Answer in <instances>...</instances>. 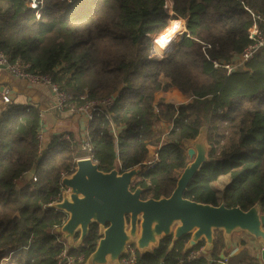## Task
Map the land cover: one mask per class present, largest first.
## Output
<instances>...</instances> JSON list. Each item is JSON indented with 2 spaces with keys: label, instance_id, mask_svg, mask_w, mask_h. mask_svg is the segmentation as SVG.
I'll return each mask as SVG.
<instances>
[{
  "label": "trees",
  "instance_id": "obj_1",
  "mask_svg": "<svg viewBox=\"0 0 264 264\" xmlns=\"http://www.w3.org/2000/svg\"><path fill=\"white\" fill-rule=\"evenodd\" d=\"M249 10L264 16V0H44L39 19L28 0H0V52L31 74L50 76L69 96L70 109L116 95L110 114L96 111L89 123L93 156L101 170L123 172L144 167L158 152V164L143 169L133 187L145 189L144 199L172 194L189 162L184 141L206 127L211 161L184 197L245 211L260 203L264 213V48L231 73L209 60H232L250 44ZM170 11L173 20H187L189 32L159 55L151 35L169 29ZM172 88L192 100L156 107L155 94ZM42 114L38 103L15 101L0 114V257L14 249L15 264H62L68 245L57 232L67 215L49 205L63 191L62 178L76 168L80 136H49L38 158ZM161 121L173 126L159 145L153 137ZM31 169L38 180L17 183ZM224 176L230 181L219 189L215 183ZM100 238L93 224L81 245H68V254L85 264ZM188 240L171 248L172 238L165 237L152 252L137 251L138 262L262 264L246 240L229 250L222 232H216L213 250L194 259L190 253L205 241L185 252Z\"/></svg>",
  "mask_w": 264,
  "mask_h": 264
},
{
  "label": "water",
  "instance_id": "obj_2",
  "mask_svg": "<svg viewBox=\"0 0 264 264\" xmlns=\"http://www.w3.org/2000/svg\"><path fill=\"white\" fill-rule=\"evenodd\" d=\"M165 53L172 48L166 47ZM6 86L19 89L33 102L56 112L57 98L52 88L40 90L25 79H16L8 71L0 72V100ZM189 162L180 171L175 189L170 196L143 198L145 189L136 187L143 172L141 166L109 172L100 169L92 158L76 161L73 173L62 178V198L49 208L62 211L66 221L57 228L69 246L81 245L90 234L91 225H99L100 240L85 264H120L134 244L141 254L152 252L165 237H171V248L189 236L184 251L190 252L200 241H205L203 255L214 248L216 232H222L229 248L237 232H246L264 247V213L257 203L245 211L240 206H216L184 197V193L203 165L211 161L212 146L208 143V129L203 127L195 139H186ZM77 236H79L77 238ZM264 264V249L260 251Z\"/></svg>",
  "mask_w": 264,
  "mask_h": 264
},
{
  "label": "built area",
  "instance_id": "obj_3",
  "mask_svg": "<svg viewBox=\"0 0 264 264\" xmlns=\"http://www.w3.org/2000/svg\"><path fill=\"white\" fill-rule=\"evenodd\" d=\"M28 5L35 12L37 19H39L41 16V10L44 7V0H28ZM249 12L253 18V24L249 29L250 44L244 49L242 53L235 56L232 60L229 61L212 60L211 58L208 57L209 60L214 64V67L226 69L228 73L243 69L245 68L246 63L249 60H251L258 51L264 48V16L252 10H249ZM3 70L8 71V73L11 74L16 79L27 80L28 83L33 87L52 88L57 98V102L55 106L56 110L60 113H64L68 115H72V114L81 115L84 120V123H87L88 126L91 120L93 119L94 112L103 111L105 113L110 114L109 110H111V107L115 104L116 101L115 100L116 95H113L100 102H87L85 105L81 106L78 109H74V108L70 109L68 107L69 96L57 84L52 82L50 76L31 74L25 71V69L21 66L20 63L18 62L11 63L8 60L7 56L3 52H0V72ZM13 100H14L13 88L10 86H6L2 91V102H4L5 104H9ZM88 133L89 132L87 127V129L83 132L82 136L80 137V145L77 151L76 161L78 159H83V158H92V157L94 158L93 146L90 142ZM113 134L115 135V138L117 140L119 131L116 127L113 128ZM37 139H38V158H41L43 154L47 151L50 142L46 134V130L43 122H41V127L37 134ZM61 139L71 140V136L69 133H65L61 137ZM159 161H160L159 154L158 152H155L153 158L146 161L144 163V167L142 168L145 170L152 169L158 164ZM37 180H38V175L36 173V170L31 169L29 171H25L24 173H22L17 183L23 181L36 182ZM61 198H62V193L51 204L60 201ZM67 248L68 247H66V250H64L60 256L62 264H76V258L68 254ZM261 249H264V247H262ZM203 250L204 248L196 252L194 251L191 252L189 255V259H194L200 255H203ZM137 251L138 250L134 244L129 245L128 251L121 259L120 264H139L137 258ZM81 258H83L84 260L83 256ZM78 261H80V257Z\"/></svg>",
  "mask_w": 264,
  "mask_h": 264
},
{
  "label": "rangeland",
  "instance_id": "obj_4",
  "mask_svg": "<svg viewBox=\"0 0 264 264\" xmlns=\"http://www.w3.org/2000/svg\"><path fill=\"white\" fill-rule=\"evenodd\" d=\"M169 7H171L170 3H169ZM169 16H170L169 26H168L169 29L167 30V32H169L168 33V38H169L168 46H169V48L173 49V48H175L178 45V43L182 40V38L189 31H188V27H187V20L181 18L184 21V31L182 30L178 34L175 33V32H172V30H170L171 29V24H172L173 21H176V20H173V18H172L173 11H170V15ZM158 33L159 32L154 33V34L151 35L153 41H154V39H156V44H157V41H158V36L161 35V34H158ZM156 44H155V47H156V50H157V54L161 55V52H164L165 49L163 47H160V46L156 45ZM157 54H155V55H157ZM154 100H155L154 101L155 106L157 107V105L159 103L163 102L164 100H172V102L175 105L178 106L180 103L178 101H176V100H192V99L189 96L184 95L183 93H181L178 89L172 88L169 91H162V90L158 91L155 94V99ZM61 116L62 117L61 118L59 117V118L61 120L67 119V121L66 120H64V121L68 122L67 125H69L71 127L72 123H73V119H74L72 116H76V115L75 114L68 115V114L61 113ZM169 128H170V126L167 125V123H165V122H164V124H162V122L158 123L156 126H154V134H155V136L153 137V140H159V145L164 144L169 139V136H168V133L170 132ZM64 132L72 133V132L69 131V128H66V129L64 128V130H60V131H58V133H55V134H61V133H64ZM77 132L78 131L73 133L75 139L79 138ZM79 145H80V142L78 144V147H79ZM184 148H185V151L187 153V148L185 147V145H184ZM226 181H227L226 178H222L220 181H218L216 183L217 187L220 188V189H223L225 187V185L227 184ZM249 239H250V235H248L246 232H237V233H235L233 235V237H232V244H231V247L229 248V250L232 249L234 251V250H236V248L238 249L239 248L238 247V242H241V240H246L247 243L249 244L248 246L251 248L253 254H256V252H257L256 249L257 248L255 249L254 247H252V243L250 244ZM250 240L252 241L253 239H250ZM235 243H236V247H233V245ZM75 246H77V245L75 244ZM66 247H68V245ZM15 254L16 253H15L14 249L7 251L3 256L0 257V264H15ZM81 257L82 256H80V261L82 262L83 258H81Z\"/></svg>",
  "mask_w": 264,
  "mask_h": 264
},
{
  "label": "crops",
  "instance_id": "obj_5",
  "mask_svg": "<svg viewBox=\"0 0 264 264\" xmlns=\"http://www.w3.org/2000/svg\"><path fill=\"white\" fill-rule=\"evenodd\" d=\"M39 89L45 91L48 88L47 87H40ZM13 99H14L13 101L17 102V104L23 105V106L35 103V102H33L32 98L29 97L27 94H24L19 89H14V88H13ZM176 101H178L180 103L179 105H181V104L189 102L190 100H176ZM163 102L164 103H173L172 100H164ZM38 105H39V108L41 109V111L43 113L42 114L43 115L42 122L44 123L46 134H47L48 138H49V136H51L55 133H58V131L64 130V128L65 129L69 128V131L72 133L78 131L77 132L78 136L81 137L83 132L88 127V124L84 123V120H83L81 115L72 116L74 119H73L72 126L70 127L69 125H67L68 124V122H66L67 119H63V120L60 119L62 117L61 113H59L58 111L54 112L53 110L47 109V108L43 107L41 104H38ZM5 109H6V104L0 100V114ZM64 120H66V121H64ZM161 122H162V124H164L163 121H161ZM165 123H167V125L170 126L169 129L172 128L173 123H171V122H165ZM64 133H66V132H64ZM222 178H226V180H227L226 183H228L230 181V176H224ZM221 179H219V181ZM216 183H215V185H216ZM216 187H217V185H216ZM250 239H253V240L251 241ZM250 239H249V241H250V244L252 243V247H254L255 249L257 248L256 249L257 252L254 255L260 258L261 247L257 244V242L255 241V239L253 237L251 238V236H250ZM233 247H236V243L233 245ZM237 250H239V248L238 249L236 248V250H234V252Z\"/></svg>",
  "mask_w": 264,
  "mask_h": 264
},
{
  "label": "bare ground",
  "instance_id": "obj_6",
  "mask_svg": "<svg viewBox=\"0 0 264 264\" xmlns=\"http://www.w3.org/2000/svg\"><path fill=\"white\" fill-rule=\"evenodd\" d=\"M170 30H172V32H175L177 34L179 32H181L182 30L184 31V21L182 19L173 21L171 24ZM168 33L169 32L166 31L163 34H161L160 36H158V41H157L156 45L163 47V48H166L168 46V43H169Z\"/></svg>",
  "mask_w": 264,
  "mask_h": 264
}]
</instances>
